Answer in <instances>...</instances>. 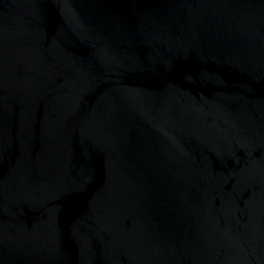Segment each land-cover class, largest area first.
<instances>
[{
	"label": "water",
	"instance_id": "obj_1",
	"mask_svg": "<svg viewBox=\"0 0 264 264\" xmlns=\"http://www.w3.org/2000/svg\"><path fill=\"white\" fill-rule=\"evenodd\" d=\"M0 264H264V0H0Z\"/></svg>",
	"mask_w": 264,
	"mask_h": 264
}]
</instances>
